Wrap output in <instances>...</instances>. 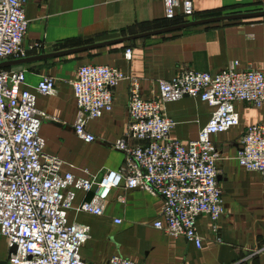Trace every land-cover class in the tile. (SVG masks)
<instances>
[{"label":"crops","instance_id":"crops-1","mask_svg":"<svg viewBox=\"0 0 264 264\" xmlns=\"http://www.w3.org/2000/svg\"><path fill=\"white\" fill-rule=\"evenodd\" d=\"M193 7L194 18L187 21L263 10L264 0H193ZM25 16L29 20L25 41L45 46L41 53L27 57L115 41L187 22L167 19L163 0H26ZM128 48L130 59L125 56ZM234 62L239 68L264 72V17L202 23L20 66L26 71L25 88L35 95L36 108L48 116L39 124L45 153L62 162V171L98 180L108 170L124 166V154L109 145L123 136L129 121L130 85L126 79L112 89V109L86 125L97 141L85 142L73 130L77 106L70 85L80 66L116 67L138 78L142 97L151 99L158 96L159 80H170L181 70L218 73ZM45 76L55 79L56 95L37 92ZM235 106L239 124L213 137L220 153L218 182L224 208L218 233L211 230L206 215L200 216L197 231L202 247L198 249L185 238L169 236L153 226L163 203L160 196L139 189L113 188L104 215L75 209L67 213L69 224L83 223L88 228L89 239L80 248V258L91 263L122 256L143 264H264V181L236 159L245 128L264 123V103L253 107L237 102ZM162 111L174 123L170 136L186 143L197 138L212 108L199 98L187 96L163 103ZM128 142L136 144L131 138ZM66 191L74 193L73 207L92 196L73 187ZM115 218L121 222L115 223ZM9 250L0 235V260L8 258Z\"/></svg>","mask_w":264,"mask_h":264},{"label":"built area","instance_id":"built-area-1","mask_svg":"<svg viewBox=\"0 0 264 264\" xmlns=\"http://www.w3.org/2000/svg\"><path fill=\"white\" fill-rule=\"evenodd\" d=\"M163 3L169 20L194 18L193 0ZM25 4L26 0H0V63L45 49L42 42L25 41L29 24ZM125 56L131 58V49H126ZM25 72L21 66L0 67V235L9 248L16 246L8 264H143L122 256L97 263L80 258V248L89 239L88 228L83 223L69 224L67 213L75 209L104 215L113 188L160 196L163 203L153 226L169 236L185 238L198 249L202 247L197 231L200 216L206 215L211 230L218 233L224 208L218 182L220 153L213 137L239 124L237 102L263 105V71L239 68L238 62L218 73L184 69L170 80H159L158 96L144 99L138 78L116 67L80 66L70 85L77 106L73 130L85 142L97 141L86 125L112 109V89L126 79L130 85L129 121L123 136L109 145L124 154V166L108 170L98 180L62 171V162L45 153L39 124L48 116L36 108L35 95L25 88ZM36 89L56 95L55 79L43 77ZM187 96L206 102L212 112L197 138L184 143L170 136L174 123L164 115L162 105ZM130 138L136 144L131 145ZM236 159L264 181V123L245 128ZM70 187L92 196L73 207L74 193L66 191Z\"/></svg>","mask_w":264,"mask_h":264},{"label":"water","instance_id":"water-1","mask_svg":"<svg viewBox=\"0 0 264 264\" xmlns=\"http://www.w3.org/2000/svg\"><path fill=\"white\" fill-rule=\"evenodd\" d=\"M252 17H264V9L263 10H258L254 12H248V13H241V14H232V15H226V16H219V17H212L208 19H203V20H192V21H187L178 25H173L169 27H165L156 31H151V32H146L142 33L139 35L135 36H130L126 37L123 39L115 40V41H109V42H104V43H99V44H94L90 46H85L82 48H75L71 50H66V51H60V52H51V53H46V54H40L32 57H26V58H20V59H14V60H7L3 61L0 63V67H11V66H20L26 63H30L33 61H38V60H44L47 58L59 56V55H64L68 53H73L81 50H86V49H92L95 47L102 46L107 43H113V42H119V41H124V40H130L138 37H144V36H149V35H154V34H160V33H166L169 31H175V30H180L186 27L202 24V23H207V22H214V21H223V20H234V19H243V18H252ZM16 250V246L10 247L9 250V256L5 260H0V264H8V260L10 257V254L14 253Z\"/></svg>","mask_w":264,"mask_h":264},{"label":"trees","instance_id":"trees-1","mask_svg":"<svg viewBox=\"0 0 264 264\" xmlns=\"http://www.w3.org/2000/svg\"><path fill=\"white\" fill-rule=\"evenodd\" d=\"M170 21L177 22V21H183V20H182V18L179 17V18H176L175 20H170Z\"/></svg>","mask_w":264,"mask_h":264}]
</instances>
